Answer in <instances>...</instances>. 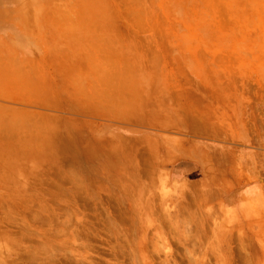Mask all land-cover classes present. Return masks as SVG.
<instances>
[{
	"label": "rangeland",
	"instance_id": "rangeland-1",
	"mask_svg": "<svg viewBox=\"0 0 264 264\" xmlns=\"http://www.w3.org/2000/svg\"><path fill=\"white\" fill-rule=\"evenodd\" d=\"M66 9L130 16L106 28L103 57L145 61L149 101L134 126L72 131L66 162L17 173L0 264H264V0ZM171 140L185 153L150 151Z\"/></svg>",
	"mask_w": 264,
	"mask_h": 264
},
{
	"label": "crops",
	"instance_id": "crops-1",
	"mask_svg": "<svg viewBox=\"0 0 264 264\" xmlns=\"http://www.w3.org/2000/svg\"><path fill=\"white\" fill-rule=\"evenodd\" d=\"M128 17L67 10L66 0H0V194L15 193L9 190L18 188L17 173L66 162L70 132L134 126L136 109L144 114L146 62L107 61L102 52L106 28L128 25ZM161 117L158 126L173 124ZM137 124L154 123L147 116ZM171 141L150 151L185 153L183 143Z\"/></svg>",
	"mask_w": 264,
	"mask_h": 264
},
{
	"label": "bare ground",
	"instance_id": "bare-ground-1",
	"mask_svg": "<svg viewBox=\"0 0 264 264\" xmlns=\"http://www.w3.org/2000/svg\"><path fill=\"white\" fill-rule=\"evenodd\" d=\"M236 167V166H235ZM231 169V168H230ZM234 172V171H233ZM236 172V171H235ZM217 174V173H216ZM219 177V176H218ZM224 178V177H223ZM220 179V178H219ZM238 181V180H237Z\"/></svg>",
	"mask_w": 264,
	"mask_h": 264
}]
</instances>
